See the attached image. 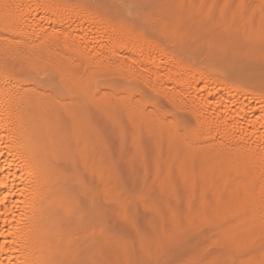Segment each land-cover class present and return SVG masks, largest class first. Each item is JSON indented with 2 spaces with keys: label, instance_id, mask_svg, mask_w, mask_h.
<instances>
[{
  "label": "bare ground",
  "instance_id": "1",
  "mask_svg": "<svg viewBox=\"0 0 264 264\" xmlns=\"http://www.w3.org/2000/svg\"><path fill=\"white\" fill-rule=\"evenodd\" d=\"M125 2L0 0V264L133 263L111 219L140 261L214 231L264 264V0Z\"/></svg>",
  "mask_w": 264,
  "mask_h": 264
},
{
  "label": "rangeland",
  "instance_id": "2",
  "mask_svg": "<svg viewBox=\"0 0 264 264\" xmlns=\"http://www.w3.org/2000/svg\"><path fill=\"white\" fill-rule=\"evenodd\" d=\"M125 3H129L128 0H126ZM152 19L153 20H162L163 17L160 14V12L155 9L154 4L152 3ZM157 39V36H153L152 35V39L154 40ZM195 49V46H193V48L191 47V51L189 52L187 50V53H185V56H189L187 58H192V56H194V59L196 57L195 60H197V62L199 61H204L207 60L208 57H206V54L202 53V50H197V52L195 53L193 50ZM179 50V49H178ZM195 53V55H194ZM200 53V54H199ZM205 57V58H204ZM233 56H225V55H221V56H217L216 58L214 57V60L216 62H220L219 64L222 65L224 68L230 69L231 67L229 65L232 66L231 70H236L238 71L239 69H242L239 73V76H242L243 78H248L249 75L247 74H252V72H255V70H257L256 67H252L251 66L248 68V62L244 61L243 59H237L236 57ZM244 62H243V61ZM242 62V63H241ZM248 64H246V63ZM236 69H235V66ZM245 64V65H244ZM243 65V66H242ZM241 66V67H240ZM244 66H246L244 68ZM238 67V68H237ZM251 68L250 72H248V70ZM256 68V69H255ZM247 69V70H246ZM255 69V70H253ZM247 71V74L245 75V72ZM236 73V74H237ZM168 109L170 108V110L173 108L170 107L169 105L167 106ZM93 124L96 127L97 130H99L100 135H102L103 140H106V145L110 144L112 148H117L118 146H120L123 141L120 139V136L118 135V137H112L110 134V132L108 133V131L106 130L105 127H101V124L97 121V120H93ZM102 128V129H101ZM103 130H105V133L103 132ZM107 133V134H106ZM109 135V136H108ZM121 135V134H120ZM108 136V137H106ZM105 138V139H104ZM109 141V143L107 142ZM113 155L111 156L112 161H113ZM115 160V159H114ZM116 161V160H115ZM114 161V163H115ZM122 182H120L121 184H119V192H121L123 194L124 197H126V199L129 201L126 205V209L125 210V214H126V218L128 220H130L132 222V224L134 225V227L140 232V233H144L145 232V224L147 221H149L150 217L149 215L144 212L141 208V205L132 197V192L133 189L130 185L124 184L123 182V178L121 177V175H119ZM152 196V194H151ZM128 207V208H127ZM107 230H108V236L109 239H114V240H119L122 241V243H126L128 244V250H129V255H130V261L133 262V260L135 259V261L133 263H128V264H251L250 262L248 263L247 261H220V258L223 259L222 256L226 257L228 255H233L235 256L233 251L227 249H224L221 246H217L215 244V242H211L214 239H210L209 237H213L216 236V232L214 231H206L204 232V235H197V234H188L186 236V239L184 240V242L180 243V242H174L173 244H169L165 247V249L162 251V253L158 256L157 261H152V263H147L144 261H140L137 258V255L133 256V252H131V247H130V243L134 242V237L127 231V226L121 224V223H114L111 220H109L108 225H107ZM218 239V238H217ZM217 243V242H216ZM227 251V252H226ZM230 251V252H229ZM225 254V255H224ZM132 256V257H131ZM190 257L192 259L195 258H201V261H192V259L190 260ZM212 261V258H215ZM219 259H218V258ZM236 257V256H235ZM197 258V259H198ZM237 258V257H236ZM218 260V261H217ZM255 263V262H254Z\"/></svg>",
  "mask_w": 264,
  "mask_h": 264
}]
</instances>
